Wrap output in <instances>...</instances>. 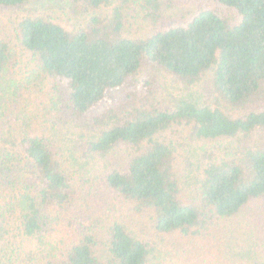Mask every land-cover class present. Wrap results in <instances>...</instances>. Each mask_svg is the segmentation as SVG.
<instances>
[{
    "label": "trees",
    "instance_id": "obj_1",
    "mask_svg": "<svg viewBox=\"0 0 264 264\" xmlns=\"http://www.w3.org/2000/svg\"><path fill=\"white\" fill-rule=\"evenodd\" d=\"M26 1L0 0V9ZM66 1L75 15H85L81 25L68 30L42 16L22 15L18 47L33 57L44 79L53 80V115L66 113L85 129L78 135L86 136L85 154L107 159L127 151L124 159L105 162L98 173L103 187L147 216L154 235L200 236L241 212L238 226H259L264 213L249 203L264 198V146H235L224 155L216 147H198L197 174L190 177L178 172L175 144L183 130L197 140L247 139L264 131V0ZM111 1L109 14L96 13ZM145 21L148 31L134 36L131 30ZM11 64L12 48L1 38L0 264H150L157 253L151 238L117 220L103 225L102 218L73 207L78 191L71 166L78 159L35 130L31 120L38 116L17 111ZM144 65L185 86L211 69L212 91L241 111L230 115L184 96L164 104L146 78L139 101L135 96L126 108L94 112L109 90L129 83ZM183 178L189 184L194 179L190 200L182 193ZM231 259L226 264H264V258Z\"/></svg>",
    "mask_w": 264,
    "mask_h": 264
},
{
    "label": "rangeland",
    "instance_id": "obj_2",
    "mask_svg": "<svg viewBox=\"0 0 264 264\" xmlns=\"http://www.w3.org/2000/svg\"><path fill=\"white\" fill-rule=\"evenodd\" d=\"M66 3V0H27L20 8L0 9V39L7 41L12 48V64L8 74L16 80L19 88L18 96H12V99H16L18 103L16 104L17 111L19 112V107H21L29 115L33 113L36 117L38 116L31 120L35 125V130L43 131L49 136L59 148L60 153L64 152L69 156L72 154L78 159L77 165L71 166L75 177V187L78 191L73 207L83 212L89 211L94 217L102 218L101 224L103 225L117 220L126 224L138 236L151 238L157 244V253L150 264H158L157 262L160 264H226V260L230 258L237 262L242 259L247 262L248 258H264L263 218L259 226L254 223L246 227H243L242 224L238 226L237 223L240 222L238 219L243 213L241 212L237 216L214 223L205 234L200 236H183L178 232L154 235L153 231L148 230L147 216L136 214L133 205L103 187L99 181L98 173H103L105 162H109L110 159L122 160L127 156V151L119 149L109 154L107 159L100 158L96 154H85L83 151H87L86 136L78 140V135L85 132V129L80 130V127L77 126L80 122L73 121L66 113L63 114L64 116L61 115V110L57 113L61 115L59 118L53 115L55 110L50 105L53 80L47 77L44 79L41 73L36 71L37 63L33 57L18 47L16 24L22 15L42 16L59 23L68 30L81 25L85 15H75L66 6ZM114 3L115 1H111L110 5L97 10L96 13L109 14ZM149 26L147 21L140 22L138 28L131 32L134 36L143 35L148 31ZM146 78L154 85L153 94L156 100H160L164 104L171 105L175 100L184 96L191 98L198 105L218 106L230 115H237L241 111L238 107L228 105L212 91L211 69L204 72L191 86H185L171 74L163 70L155 71L144 65L129 83L120 88L109 90L99 105V109H95L94 112L108 108L113 110L126 108L130 106V100L135 96H137L136 101H139L142 92H144L141 82ZM59 107H63L62 101ZM46 112L49 116H42ZM44 120L47 121L44 122ZM180 132H182L181 137L176 140L177 144H175L177 148L175 156L181 176L188 172L191 173L190 177L197 174L196 155L193 150L198 147L202 146L203 149L209 151L216 147L217 153L220 152L221 155H224L232 152L235 146H264L263 130H256L247 139L239 140L227 138L197 140L186 130ZM186 158H190L192 162L185 163ZM190 163L193 165L191 166ZM182 182L183 195L188 200L194 198V194L191 193L194 179H189L192 187L184 178ZM249 205L257 206L260 215L264 213V198L254 199ZM259 218L261 217L259 216ZM255 238L258 241H255ZM255 242H258L260 248ZM2 264H9V262L5 261Z\"/></svg>",
    "mask_w": 264,
    "mask_h": 264
}]
</instances>
